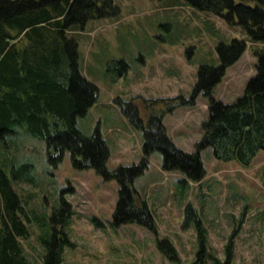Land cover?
I'll return each mask as SVG.
<instances>
[{
    "label": "rangeland",
    "instance_id": "1",
    "mask_svg": "<svg viewBox=\"0 0 264 264\" xmlns=\"http://www.w3.org/2000/svg\"><path fill=\"white\" fill-rule=\"evenodd\" d=\"M113 3L119 9L117 16L90 20L68 31L77 43L82 75L98 89L96 103L84 117L76 118V127L85 135L99 131L109 149L106 167L111 170L137 165L143 156V132L127 122L113 100L133 102L145 124L150 112L144 100L188 98L199 66H217L216 46L237 39L245 43V52L226 69L213 91L214 100L231 104L255 74L253 53H264V43H251L243 27L200 13L183 0ZM164 117L166 135L177 148L191 154L208 117V99L199 96L195 106L177 108ZM16 129L7 139L0 138V164L7 168L12 161L13 166L30 165L33 184H13L26 209L48 220L62 198L72 212L67 228L71 246L64 249L61 264H176L158 250L157 239L162 238L176 249L177 264H191L197 242L193 225L182 228L187 203L200 215L210 253L224 261V248L232 236L233 264H264V190L260 183L264 151L248 167H241L236 161L215 160L206 149L200 154L205 176L197 182L179 172L163 171L161 154L152 153L134 188L152 213L153 233L135 224L113 228L117 183L104 181L94 170L73 169L68 152L52 168L46 162L44 142ZM5 172L10 178V171ZM30 229V238L21 241L24 253L32 264H41L39 231L35 224Z\"/></svg>",
    "mask_w": 264,
    "mask_h": 264
},
{
    "label": "trees",
    "instance_id": "2",
    "mask_svg": "<svg viewBox=\"0 0 264 264\" xmlns=\"http://www.w3.org/2000/svg\"><path fill=\"white\" fill-rule=\"evenodd\" d=\"M183 1L200 13L243 27L251 43H264V0ZM118 14L113 0H0V138L7 139L16 128H22L25 134L44 142L46 162L52 168L68 152L73 169L94 170L104 181L117 183V203L110 223L113 228L135 224L156 233L152 213L134 188L152 153L161 154L163 171L179 172L197 182L205 176L200 154L206 149L212 151L215 160L236 161L241 167H248L256 154L264 151V53H253L257 58L255 74L231 104L214 100L213 91L226 69L245 52V43L237 39L216 46L217 66H199L188 98L179 95L144 100L150 112L145 124L133 102L113 100L127 122L143 132V156L137 165L111 170L106 167L109 149L99 131L85 135L76 127V118L84 117L96 103L98 89L82 75L77 43L69 38L68 31ZM199 96L208 99V117L201 124L202 135L194 152L189 154L174 145L162 121L177 108L195 106ZM14 163L8 168L0 164V264H32L21 243L30 238L32 224L39 231L41 264H61L64 249L71 246L67 233L72 214L69 205L61 198L48 220L27 210L13 184H33L34 176L28 163ZM260 183L264 190V166ZM92 221L101 227L99 221ZM191 225L197 242L191 264H233V237L228 239L225 260L221 261L209 252L205 226L197 210L187 203L182 228ZM157 248L170 262L179 263L168 239H157Z\"/></svg>",
    "mask_w": 264,
    "mask_h": 264
},
{
    "label": "crops",
    "instance_id": "3",
    "mask_svg": "<svg viewBox=\"0 0 264 264\" xmlns=\"http://www.w3.org/2000/svg\"><path fill=\"white\" fill-rule=\"evenodd\" d=\"M164 120H165V117L163 118V122H164Z\"/></svg>",
    "mask_w": 264,
    "mask_h": 264
}]
</instances>
